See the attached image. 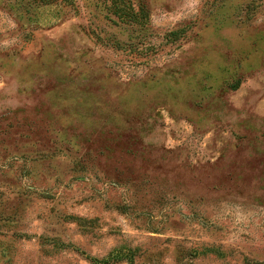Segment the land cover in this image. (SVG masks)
Wrapping results in <instances>:
<instances>
[{
	"label": "rangeland",
	"instance_id": "rangeland-1",
	"mask_svg": "<svg viewBox=\"0 0 264 264\" xmlns=\"http://www.w3.org/2000/svg\"><path fill=\"white\" fill-rule=\"evenodd\" d=\"M0 264H264V0H0Z\"/></svg>",
	"mask_w": 264,
	"mask_h": 264
},
{
	"label": "trees",
	"instance_id": "trees-1",
	"mask_svg": "<svg viewBox=\"0 0 264 264\" xmlns=\"http://www.w3.org/2000/svg\"><path fill=\"white\" fill-rule=\"evenodd\" d=\"M125 13L126 14H124V15H125L127 21H134L135 18L137 17V14H134V12L130 11V9L126 10Z\"/></svg>",
	"mask_w": 264,
	"mask_h": 264
}]
</instances>
